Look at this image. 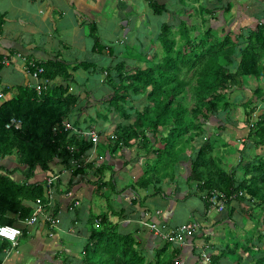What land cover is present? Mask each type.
<instances>
[{
    "label": "trees",
    "instance_id": "trees-1",
    "mask_svg": "<svg viewBox=\"0 0 264 264\" xmlns=\"http://www.w3.org/2000/svg\"><path fill=\"white\" fill-rule=\"evenodd\" d=\"M160 1L147 2L151 18L143 38L120 42L118 54L112 43L99 39L95 24L88 25L85 35L92 42L91 53L112 59L113 67L103 66L102 61V64L66 62L57 54L28 59L26 73L31 80L37 69L42 70L37 76L42 83L39 90L35 85L19 86L15 96L0 104V226L19 227L37 205L55 218L59 197L68 196L75 178L105 159L106 155L97 145L107 134L103 140L107 151L123 154L131 147L143 148L155 158L143 168L139 180L143 187L157 188L163 180L157 168L165 166L170 159L183 160L185 151L190 149L187 180L197 185V192L225 198L233 192H242L244 195L239 201H253L251 210L261 214L251 227L252 233L257 232L255 238L246 236L241 244L230 236L236 227L232 223L227 228L228 234L223 235L228 236L223 247L211 246L209 264H225L224 261L240 264L239 252L251 256L254 259L251 264H264L261 247L264 245V159L258 155L253 163L226 170L221 155L214 153L217 142L210 139V132L234 128V123L220 120V115L231 106L230 93L245 88L249 92L245 104L252 109L245 113L243 107L247 129L244 147H264V110L252 123L250 120L256 110L254 104L264 102V87L260 85L264 82V0H252L254 11L250 15L254 27L235 26L238 31L223 22L232 13V3L219 6L217 3L221 0H176L181 9L174 10ZM242 11L238 9V16ZM259 12L261 18L256 16ZM162 14L163 21L158 19ZM154 16L158 17L157 23ZM197 16L198 24L194 20ZM148 44L149 50L145 51ZM12 57L10 53L7 59ZM117 59L120 61L114 63ZM82 73L87 74L86 80L90 76L99 77L100 93L104 86L110 91L93 99L95 86H87L88 82L79 84L78 74ZM249 84L254 87L249 89ZM76 87H80L77 92ZM2 92L9 93L8 89ZM92 104L108 117H99L95 111L94 116L87 117V125H80L76 114H81L83 108H91ZM110 114L117 118L114 130L97 131L98 126L108 122ZM12 119L19 120L20 126L6 129ZM94 130L99 135L98 142L84 139L82 131ZM225 151L228 154L227 151L236 150L228 146ZM96 169L103 172L105 167ZM44 178H56V181L47 184ZM66 199L67 210H77V199ZM97 213L91 207L87 221L89 236L82 243L74 264H207L193 243L195 238L187 241L192 243L186 249L179 245L172 248L169 243L154 246L153 249L157 248L150 259L132 235H120L108 215ZM44 226L49 232L55 231L49 223ZM202 242L206 247L208 241ZM146 243L150 244L151 240ZM9 248V243L0 241V264ZM191 258L196 261L190 263Z\"/></svg>",
    "mask_w": 264,
    "mask_h": 264
},
{
    "label": "crops",
    "instance_id": "crops-1",
    "mask_svg": "<svg viewBox=\"0 0 264 264\" xmlns=\"http://www.w3.org/2000/svg\"><path fill=\"white\" fill-rule=\"evenodd\" d=\"M117 1L119 20L110 21L107 24L100 20H103V13L97 15H89V13L95 8H105L106 2L109 3L110 0H0V56L2 59L7 58L10 53L14 56L11 66L0 70V93L7 88L9 92L0 99V104L15 96L17 87L32 86L33 81L26 73L25 64L28 63V59L37 60L44 55L53 57L57 54L63 61L77 62L76 55L85 54L89 62L101 63L105 56H97L86 51L87 48H91L89 44L91 40L86 38L84 33L85 23L96 25L99 39L104 43H112L115 54L120 53L118 50L120 42L127 41L128 38L135 40L140 36L143 37L144 30L138 28V22L146 16L149 28L150 21L146 15L149 0ZM78 7L81 10H78ZM142 7H145L144 12ZM133 9H136L138 14L132 13L134 15L131 17L132 25V21L129 23L126 20V14H121V11ZM82 15L90 21L81 20ZM76 42L79 43L76 44ZM17 56L19 57L15 60ZM78 76L81 85L90 81V78L92 79L90 76L86 80L87 74L85 73L78 74ZM79 88L76 87L75 92ZM95 88H99V85ZM80 91L83 98V86ZM105 93L103 89L101 94ZM91 106V110L97 111L98 107L95 104ZM89 110V107L83 108L81 114H76V120L80 125L86 123ZM238 118L239 120L234 122V128L219 130L213 134L217 139V146L222 147L219 153L224 152L228 146L239 150L242 143L239 141L243 139H240L241 132L245 133L247 129L241 118ZM103 124L108 125V122L98 126L97 131L105 129L106 133L110 132L111 130ZM208 125L213 126L212 121ZM105 136L97 145L102 154L106 155L103 162H98V166L105 167V170L98 172L96 169L98 166L94 163L93 169H84V172L75 178L68 196L59 197L60 215L57 229L54 232L45 230L44 222H39L38 225L26 229L18 240L17 246L11 248L10 245L2 264H63L64 262L74 264V258L79 255L82 243L89 236L87 221L91 207L98 213L104 212L106 216L108 215L109 221L117 227L120 235H132L145 249L144 254H147L148 246L153 249L156 244L148 232V227L152 223L156 224L161 231L166 232L181 223L197 221L201 225V230L196 234L199 238L195 241L201 239L198 244L203 247L202 241H208L206 244L208 246L210 244L208 237L212 235L220 236L219 239L224 240V232L232 226V223L236 224L234 231L238 224L244 231L252 227L253 219L261 216L259 213H254L248 204L237 202L228 205L221 214L213 210L207 212L196 185L190 184L187 180L190 149L185 151L183 160L178 161L175 178L167 183L162 180V183L157 188L155 187L156 189L153 186L143 187L139 180L147 163H153L151 156L147 155V151L143 148L137 149L138 152L134 151L135 147H131L129 152L123 154L119 151L111 153L112 151H107L108 147L103 142ZM195 146L197 148L196 144ZM224 154L221 156L222 165L226 167V170L235 169L237 164L233 165L227 160L231 153L226 154V159L223 157ZM260 155H264V151ZM95 156L93 153L94 161ZM132 166L135 168L132 169ZM14 178L20 180L17 175H14ZM156 191L159 192L156 193ZM68 197L77 199L76 202L79 205L74 203L78 205L77 210H67L65 201ZM188 201H194L195 205L189 208L184 215L179 216L177 214L180 209L179 205ZM143 210L149 212V216L146 217ZM150 240L151 243L147 244L146 242Z\"/></svg>",
    "mask_w": 264,
    "mask_h": 264
},
{
    "label": "rangeland",
    "instance_id": "rangeland-1",
    "mask_svg": "<svg viewBox=\"0 0 264 264\" xmlns=\"http://www.w3.org/2000/svg\"><path fill=\"white\" fill-rule=\"evenodd\" d=\"M261 2H262V0H260ZM161 3H163V4H167V6H170L172 9H174V10H179V9H181V8H179V5H178V3H177V1L176 0H161L160 1ZM227 2H229V3H232L233 4V6H232V8H231V10H232V13H230V15L228 16V19H227V21H223V22H225L226 23V26H230L231 25V27L233 28V30H235V31H238V28H236L235 26H238L239 27V29H242V28H248V29H251V28H253L254 27V23H253V20H252V18L253 17H251V15H250V13L251 12H253L254 11V7H253V2H252V0H221L220 1V3H217V5H219V6H223V5H226V3ZM117 3H118V1L117 0H110V2L109 3H107L106 2V4H105V8H95L93 11H91L90 13H89V15H97V14H100V13H103V20L102 19H100L101 20V22L102 21H104V22H106L107 24L108 23H110V21H113V22H116V21H118L119 20V10L117 9ZM239 8H242V9H244V11H242V13H241V15L240 16H238V9ZM78 10H81V8L80 7H78ZM142 10H143V12H144V10H145V7H142ZM158 10H160L159 8H158ZM186 12V11H185ZM138 14V12L136 11V9H133V10H122L121 11V14H126V16H127V21L130 23L131 21H132V25H133V19H131V17L132 16H134L133 14ZM247 13V14H246ZM146 15H147V17H148V19H150L151 18V16H150V13H149V11L147 10V12H146ZM198 16H199V13L197 14ZM83 16V18L81 19V20H84V21H90V19H88L86 16H84V15H82ZM162 16L163 17H161V18H158V17H155L154 16V20L156 19V18H158L159 20H162V19H164V16L165 15H163L162 14ZM197 16V18H195L194 17V20H195V22L198 20V23H200V21H199V17ZM257 18H261L262 17V13L261 12H259V13H257ZM146 17V16H145ZM144 17V19L143 20H140L139 22H138V28H140V30H144V28H146V26H147V19ZM237 17H239V18H237ZM88 19V20H87ZM158 19H156V22L155 23H157L159 20ZM158 20V21H157ZM223 20V19H222ZM152 21H153V18H152ZM163 21V20H162ZM220 22V21H219ZM219 22H218V24H219ZM197 23V22H196ZM197 23V24H198ZM122 24V23H121ZM130 26H131V24H130ZM106 27V26H105ZM87 29H88V24H86L85 23V25H84V33L87 31ZM227 29V28H226ZM86 34V33H85ZM197 33H195L194 35H196ZM84 36V35H83ZM120 38H122V37H120ZM143 38V37H142ZM175 38H178V35L176 34L175 35ZM108 39V38H107ZM79 42H76V44H78ZM92 43V42H91ZM91 43H89V44H91ZM149 44H148V46H147V48H145V51H148L149 50ZM119 50V49H118ZM86 51H88V52H90L91 53V48H87L86 49ZM117 51V50H116ZM105 58V57H104ZM76 59L78 60V61H84V62H89L88 60H87V57H86V55L85 54H82V55H76ZM120 61V59H117V61H113L114 63H116V62H119ZM110 62H112V59H109V58H107V59H103L102 60V63H100V64H102L103 66H109V65H111L110 64ZM100 64H99V66H100ZM113 65L114 64H112L111 65V67H113ZM90 78V77H89ZM92 79H93V81H92ZM92 79L90 78V81H88V83H87V86H89V87H94V86H96V85H99V77L98 76H93L92 77ZM261 85V87H264V82H262V84H260ZM250 86V87H249ZM248 87H249V89L251 88V87H254V85L253 84H249L248 85ZM104 88V90L106 91V93L105 94H107L109 91H110V89L109 88H107L106 86H104L103 87ZM87 90V89H86ZM100 91V88H95L94 89V91H93V93H94V96L92 97L93 99H95V100H97L98 98H100L101 97V93L99 92ZM230 93V92H229ZM249 94V92L245 89V88H243V90L242 91H240V90H235V91H232L231 93H230V95H229V97H230V103H231V106L229 107V109H228V111H226V113H224V114H221L220 115V120H222V119H224V120H226V122H228V123H234L235 121H238L239 120V118L238 117H240L241 118V120H242V123H243V121H244V115H243V111H244V109H245V113H250L251 112V109H252V106H250V105H248V104H245L246 103V101H247V95ZM244 104V105H243ZM243 105V106H242ZM254 105H256V107L259 109L260 107L261 108H263L264 107V103L263 104H261V102L260 101H258V102H256ZM104 107H105V109H106V104L104 105ZM236 107H237V110H236ZM243 107H244V109H243ZM140 108H142L141 106H140ZM102 112H103V110H101ZM101 111H97V115L99 116V117H102V116H107L106 114H104V113H102ZM94 110H91V108H90V110L88 111V113L89 114H94ZM257 111L255 110V113H256ZM260 114V112H257L256 113V115H255V117L257 116V115H259ZM115 116V117H114ZM108 117V116H107ZM254 117V118H255ZM81 120H82V117H81ZM115 123H117V118H116V115L114 114H110L109 115V120H108V125H106V124H103V126H107V129L108 130H111V131H113L114 130V128H115ZM209 124V123H208ZM78 125V124H77ZM244 125V124H243ZM235 126H237V125H235ZM230 128H231V125L229 126ZM246 129V128H245ZM207 131H210V129L209 128H207L206 129ZM246 132H247V130H245V133L242 131L241 132V137H240V139H242L241 141H239V142H242L241 143V145H240V147H239V150H238V148L237 149H234V150H236L235 152L233 151V152H230V151H227L228 153H231V155H228V158L229 159H227L231 164H237V166H238V164H240V165H243V164H246V163H253V161L254 160H256V156L257 157H259V156H261L263 159H264V155H260V153H263V151H264V149L262 150V151H260V149H257V148H254L253 146L251 147V146H245L244 147V144H246L247 143V140L245 139V137H246ZM211 133V135H210V139L212 140V141H214V142H217V139H216V137L213 135V133L212 132H210ZM219 134V133H218ZM217 134V135H218ZM244 134H245V136H244ZM95 134L93 133V136H94ZM82 136L84 137V138H86V139H88L89 138V133L87 132V131H85V132H82ZM98 137H99V135H97ZM101 140V139H100ZM99 140V141H100ZM96 142H98V141H96ZM217 145V144H216ZM199 146H200V142L197 144V148H199ZM222 149V147L221 146H215V150H214V153H215V155L216 156H218V155H223V153H226V151H224V152H222V153H219V151ZM134 151H136L137 149H133ZM143 150H145V149H143ZM146 151V150H145ZM240 151H241V154H239L240 153ZM136 152H138V151H136ZM217 153H219V154H217ZM188 154V153H187ZM232 154H234L233 155V157H231L232 156ZM259 155V156H258ZM169 156V155H168ZM167 156V157H168ZM169 157H174L173 155L172 156H169ZM225 159H226V154H224V156H223ZM150 159H152V161L154 162V157H151ZM177 164H179V162H176L175 160H174V162L170 159L168 162H167V164L165 165V166H160V167H158L157 168V170L159 171V173H160V176H161V178H163V181H165L166 183L170 180V179H172V178H175L176 177V174H175V169H176V166H177ZM231 167V166H230ZM135 168V166H132V169H134ZM225 169H226V167H225ZM239 175H241V174H239ZM240 177V176H239ZM195 205V203H194V201H188L187 203H184V204H181V205H179V211H177V214L179 215V216H182V215H184L185 213H186V211L189 209V208H191L192 206H194ZM84 211V210H83ZM258 212H256V214H257ZM256 221H257V218L256 219H254L252 222H253V226H255L256 224ZM239 225V226H238ZM237 225V228L235 229V231H234V233H231L230 234V236H232V237H234V239L235 240H237V241H241L242 242V240H244L245 238H246V236L248 237H250V236H253L254 238H255V236L257 235V232L255 233V232H253L252 233V229L249 227V228H246L247 230H244V231H242L240 228H241V226H240V224H238ZM244 228H245V226H244ZM225 234H228V232H227V230L224 232ZM252 234V235H251ZM230 236H229V238H230ZM219 237L220 236H215V235H212V236H210V237H208V239L210 240V244L212 245V246H214V247H217V246H220V245H222V244H224V243H226L227 242V239H228V236H226V237H224L225 239L224 240H220L219 239ZM215 238H216V240H215ZM234 240V241H235ZM244 242V241H243ZM243 242L241 243V244H243ZM208 245L207 247H209L210 249H211V245ZM213 244H215V245H213ZM20 245H22V244H20ZM161 246L162 245V242H161V240H156V244H155V246ZM196 246H198V247H201L199 244H195ZM220 247H223V246H220ZM261 247H262V249H264V245H261ZM143 248V247H142ZM157 248V247H156ZM156 248H154V249H151L150 248V246H148L147 247V249H146V252H147V254H148V257L151 259L152 258V256H153V250H155ZM81 249V248H80ZM144 249V248H143ZM199 249V248H198ZM205 253V252H204ZM240 253V255L242 256V260H241V263L240 264H251V263H253V261H254V259L251 257V256H247V255H245V254H243V253H241V252H239ZM214 255H216V254H214ZM203 260L205 261V263H207V259L203 256ZM196 260H195V258H191V261H190V263H194ZM224 263L225 264H233V262H227V261H224Z\"/></svg>",
    "mask_w": 264,
    "mask_h": 264
},
{
    "label": "bare ground",
    "instance_id": "bare-ground-1",
    "mask_svg": "<svg viewBox=\"0 0 264 264\" xmlns=\"http://www.w3.org/2000/svg\"><path fill=\"white\" fill-rule=\"evenodd\" d=\"M19 56H17L16 58H15V60L18 58ZM12 61H14V56L11 58V59H7V58H3V59H1L0 60V66L2 67V68H9L10 66H11V62ZM38 70V69H37ZM36 70V71H37ZM42 72V71H41ZM35 73V72H34ZM40 73H38L37 74V76L39 75ZM31 78H32V80H33V84L32 85H36V83H38L39 81H38V78H37V80L36 79H34V77H33V74H32V76H31ZM8 89V88H7ZM4 97V94L3 93H0V99H2ZM264 102H261V104H263ZM255 108H256V111L257 112H262L263 110H264V107L263 108H257L256 107V105H255ZM256 112V113H257ZM256 113L254 112L252 115H251V118H250V120H251V123L254 121V119L256 118L255 117V115H256ZM255 117V118H254ZM251 123H250V125L248 126V127H250L251 126ZM88 133H89V138H88V140H93V141H95V143H96V141H98L99 140V137L97 136V134H95L94 136H92V134H93V132H89V131H87ZM84 139H86V138H84ZM86 162L87 163H89L90 162V160H86ZM46 181L47 180H51V182L50 183H53V182H55L56 181V178L53 180V179H51V178H44ZM50 183H48L47 182V184H50ZM197 186V185H196ZM211 194H213V193H211ZM211 194H209V196L211 195ZM199 195H200V198H202L203 199V201H204V205L206 206V208H207V212H209V210H213V211H215L216 213H222L225 209H226V207L228 206V205H230V201H229V199L228 198H225L223 195H217L218 196V201L219 202H221L222 203V210L221 211H218V208L217 207H213V206H211V205H209L207 202H206V200L203 198V196H204V194L203 193H199ZM207 195V194H206ZM208 196V195H207ZM52 215V214H51ZM59 215H60V212H58L57 213V216L55 217V218H58L59 217ZM21 223V225L19 226V227H17V226H12V227H17V228H20L21 229V231H22V235H23V232L24 231H26V229L27 228H24V226L22 225V222H20ZM44 223H47V222H44ZM7 226H9V225H7ZM189 226H192V229H190V230H188L187 232H185V233H183V232H181V231H179L180 230V228L181 227H189ZM51 228V227H50ZM52 230H56V228H51ZM200 230H201V225L197 222V221H191V222H185V223H181L180 225H177V226H175L174 228H170L169 230H167L166 232H163V231H161L160 229H158L157 228V225L156 224H154V223H152L151 225H149V227H148V231H149V233L152 235L151 237H153L154 239H152L153 241H155L156 242V240H161V242H162V244H164V243H169L170 245H171V247L173 248V247H175V246H180V247H183L184 249H186L187 247H190L191 246V243H189L190 242V240H193L194 238L195 239H197L198 237H196V234H198V232H200ZM178 234H181V235H183V240H178L177 239V236H178ZM209 240V239H208ZM187 241H189L188 243H187ZM199 241L201 242V239L200 240H197V241H193V243H194V245L195 244H198L199 243ZM210 241V240H209ZM213 245H215V244H213ZM157 246V245H156ZM204 247V246H203ZM198 247L199 248V250H200V252H201V254H202V257L204 256L206 259H207V264H209V257H210V255L209 254H212L211 253V249L209 248V247ZM205 252V253H204ZM213 253H216V252H214L213 251ZM214 255V254H213Z\"/></svg>",
    "mask_w": 264,
    "mask_h": 264
},
{
    "label": "built area",
    "instance_id": "built-area-1",
    "mask_svg": "<svg viewBox=\"0 0 264 264\" xmlns=\"http://www.w3.org/2000/svg\"><path fill=\"white\" fill-rule=\"evenodd\" d=\"M41 69H38L36 73H33L34 79L37 80V74L41 73ZM42 83H36V89L39 90V87L41 86ZM20 121L16 119H12L9 124H7L5 127L6 129H9L11 127L18 128L20 126ZM93 136V134H92ZM48 183L51 182V180H47ZM203 198L206 200V202L213 206L217 207L218 211L222 210V203L218 201V196L216 194H211L210 196L204 195ZM22 225L24 228L31 227L37 222H47L50 224L51 228H56L59 224L58 218H53L51 213H44L43 207L41 205H37L34 209L33 212L31 213V216L29 218H26L25 220L21 221ZM192 229V226L189 227H181L179 231L185 233L188 230ZM22 237V231L20 228L17 227H12V226H7L3 225L0 226V241L7 242L11 245V248H14L17 246L18 240ZM178 240H183V235L178 234L177 236Z\"/></svg>",
    "mask_w": 264,
    "mask_h": 264
},
{
    "label": "clouds",
    "instance_id": "clouds-1",
    "mask_svg": "<svg viewBox=\"0 0 264 264\" xmlns=\"http://www.w3.org/2000/svg\"><path fill=\"white\" fill-rule=\"evenodd\" d=\"M82 132H85V131H82ZM93 132L94 134H98L96 132V130L94 131H91ZM136 149V148H135ZM262 149H264V147H262ZM139 150V149H138ZM141 179V178H140ZM196 185V184H195ZM243 193L242 192H238L237 194H235L234 192L232 194H229L227 195L228 196V199L230 201V204L234 203V202H237V203H242V204H248L250 206V208L253 207V201H250L249 203H247V200H244V201H239V198L243 197ZM235 204V203H234ZM149 216V214H146V217ZM36 225V224H35ZM34 226V225H33ZM31 226V227H33ZM30 228V227H27V229ZM4 242V241H2ZM10 245V244H9Z\"/></svg>",
    "mask_w": 264,
    "mask_h": 264
}]
</instances>
